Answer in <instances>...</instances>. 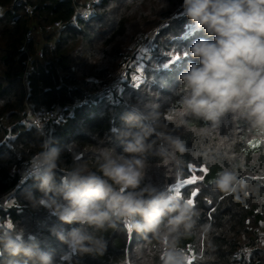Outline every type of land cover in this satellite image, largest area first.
Here are the masks:
<instances>
[{
	"label": "trees",
	"instance_id": "16d2710c",
	"mask_svg": "<svg viewBox=\"0 0 264 264\" xmlns=\"http://www.w3.org/2000/svg\"><path fill=\"white\" fill-rule=\"evenodd\" d=\"M182 3L97 0L83 18L76 16L71 0H0V228H23L25 237L35 236L56 264H164L162 257L170 252L180 264H264V128L232 112L214 128L194 115H180L184 90L179 75L194 61L183 53L196 39H211L203 31L194 32L187 17L178 15ZM162 21L166 25L144 56L133 58L128 77L115 92L116 104L110 103L113 97L103 96L74 106L102 92L124 55ZM29 29L45 45L39 48L41 58L31 59L23 84L25 54L19 44ZM28 53L35 54L32 40ZM134 76L139 81L132 83ZM25 102L36 112L58 107L44 137L30 125ZM134 112L152 129L144 183L170 195L176 182L196 176L176 197L181 204L191 202V227L181 223L173 229L166 216L153 234L131 225L127 229L117 220L96 233L105 241L102 254L73 253L52 229L75 225L31 206L27 193L42 195L37 181L30 177L18 188L15 184L46 140L60 150L57 179L78 164L95 170L102 149L123 152L121 133L134 126L129 119ZM176 139L183 142L184 152L172 146ZM225 173L234 177L228 190L216 184ZM188 255H193L189 262ZM0 264H7V258L0 257Z\"/></svg>",
	"mask_w": 264,
	"mask_h": 264
},
{
	"label": "clouds",
	"instance_id": "9594fccd",
	"mask_svg": "<svg viewBox=\"0 0 264 264\" xmlns=\"http://www.w3.org/2000/svg\"><path fill=\"white\" fill-rule=\"evenodd\" d=\"M180 7L194 32L211 37L196 39L183 53L194 61L179 75L184 90L180 115H194L214 128L222 116L232 112L264 128V0H183ZM129 119L135 124L121 133L123 152L102 149L95 170L78 164L57 179L60 150L50 146V140L28 161L26 173L37 181L42 195L29 191L26 199L63 224L75 225L52 229L73 253L102 254L105 241L96 233L113 227L117 220L153 234L159 233L166 216L173 229L181 223L191 227V202L181 204L176 197L144 183L152 129L140 123L141 113H131ZM172 146L185 151L179 139ZM233 180L225 173L216 184L228 190ZM0 257H6L7 264H56L35 236L26 238L25 230L17 226L0 228ZM162 259L164 264H180L171 252Z\"/></svg>",
	"mask_w": 264,
	"mask_h": 264
},
{
	"label": "built area",
	"instance_id": "2783aa9c",
	"mask_svg": "<svg viewBox=\"0 0 264 264\" xmlns=\"http://www.w3.org/2000/svg\"><path fill=\"white\" fill-rule=\"evenodd\" d=\"M97 0H82L81 5L77 4L75 0H71V3L73 5L74 12L76 16H80L83 18L88 17L92 11L93 7L96 4ZM25 11L28 16L31 15V9L29 7H25ZM182 11V10H181ZM180 11V13H181ZM59 22H54L53 27L58 28ZM159 34V30L155 29L152 30L149 35H147L146 38L138 41L133 47L132 52L128 55H124L123 60L120 64V67L115 72V74L112 76L110 82L106 85V87L102 90V92L98 93L97 95H92L90 97L83 98L76 102L74 106H82L86 103L90 102L91 100H96L97 98L106 96V97H113L110 100L111 104H116L118 102V98L115 94V92H119L123 81L128 77L129 75V68L130 64L135 58L136 54L141 50H146L151 43L154 42L156 36ZM33 40V33L29 29L25 32V34L22 36V40L19 44V50L21 53L25 54V59L23 60V65L20 70V77L23 82V84L26 83V77L28 76L30 72V61L33 59L32 54L28 53V44L29 42ZM135 53V54H134ZM35 56L38 58H41V50L37 49L35 50ZM139 77L134 76L132 78V83L138 82ZM58 111V107L55 106L54 108L45 109L39 112L34 111L26 102H25V112L27 114V118L29 120V123L31 126H33L43 137L45 136V125L49 122L56 119V114ZM27 165L24 167L21 175L19 176L15 187L18 188L22 183H24L26 180L30 178V175L26 173ZM124 225L127 227V229L130 227L131 223L128 221H124ZM193 255H188V258L192 259Z\"/></svg>",
	"mask_w": 264,
	"mask_h": 264
},
{
	"label": "rangeland",
	"instance_id": "374dc122",
	"mask_svg": "<svg viewBox=\"0 0 264 264\" xmlns=\"http://www.w3.org/2000/svg\"><path fill=\"white\" fill-rule=\"evenodd\" d=\"M79 2L81 3L82 1L79 0ZM176 15H177V14L173 13V14H172V17L174 18ZM178 15H181V13L178 14ZM166 23H167L166 21L158 22V23L153 27V30H155V29H158V30H159V29H162V28L166 25ZM159 32H160V31H159ZM33 35H34L33 40H32V42H33V50H37V49H39V48L41 49V47L45 45V42L41 40L40 35L35 34V33H33ZM138 35L141 36V33L136 34V35L133 37V39H134V38H137ZM131 46H132V43H130V44L128 45V49H127V51L130 49ZM131 52H132V49L130 50V52H129L128 54H130ZM144 53H145V51H144V50H141V51L138 53V55L136 54V56H135V58H134V61H139L140 58L144 56ZM128 54H127V55H128ZM134 54H135V53H134ZM32 56H33V59H34V58H35V54H33ZM134 61H133V62H134ZM16 66H18V64H16ZM195 179H196V176H192V177H190V178H188V179H185V180H182V181H178V182H176V184L172 187V191H171V194H170V195H172V196H174V197H178V196H179V190H180L182 187L186 186V185L193 184L194 181H195ZM4 203H5V202H4ZM185 260H186L187 262H189V260H191V259L188 258V256H185Z\"/></svg>",
	"mask_w": 264,
	"mask_h": 264
},
{
	"label": "snow or ice",
	"instance_id": "6c2138e0",
	"mask_svg": "<svg viewBox=\"0 0 264 264\" xmlns=\"http://www.w3.org/2000/svg\"><path fill=\"white\" fill-rule=\"evenodd\" d=\"M174 59H175V60H178V59H180V57H179V56H176ZM164 67H168V64H165ZM205 171H206V170H205ZM9 227H11V225H9Z\"/></svg>",
	"mask_w": 264,
	"mask_h": 264
}]
</instances>
